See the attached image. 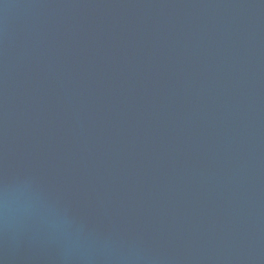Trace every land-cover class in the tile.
<instances>
[{
    "label": "water",
    "instance_id": "1",
    "mask_svg": "<svg viewBox=\"0 0 264 264\" xmlns=\"http://www.w3.org/2000/svg\"><path fill=\"white\" fill-rule=\"evenodd\" d=\"M0 264H264V0H0Z\"/></svg>",
    "mask_w": 264,
    "mask_h": 264
}]
</instances>
